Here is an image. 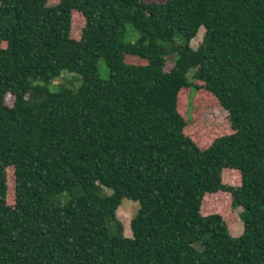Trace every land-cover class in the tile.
Wrapping results in <instances>:
<instances>
[{"label":"trees","instance_id":"trees-1","mask_svg":"<svg viewBox=\"0 0 264 264\" xmlns=\"http://www.w3.org/2000/svg\"><path fill=\"white\" fill-rule=\"evenodd\" d=\"M0 264H264V0H0Z\"/></svg>","mask_w":264,"mask_h":264},{"label":"rangeland","instance_id":"rangeland-1","mask_svg":"<svg viewBox=\"0 0 264 264\" xmlns=\"http://www.w3.org/2000/svg\"><path fill=\"white\" fill-rule=\"evenodd\" d=\"M146 1H152V0H146ZM160 2H165L166 0H156ZM205 28L201 27L198 34L192 39L191 45L196 48L200 42V40L203 37ZM100 69L101 74L103 77L107 75V69L104 65V61H100ZM174 64V60L170 59L167 61L166 69H170ZM72 74H67V79H72ZM66 80V79H64ZM58 82V80H56ZM74 84L78 85L80 84V80L74 79ZM228 115V111L224 108L220 107H211L203 116V120L208 123H215L220 124L221 121ZM83 190L81 189V186H77L74 188V190L71 192H65L61 194H56L52 196L51 201L59 202L61 204H65L71 196H80L82 194ZM111 190L107 187L103 186V189L101 190V195L106 196L108 193H110ZM140 207V203L138 201L130 200L129 198H124L122 204L117 210L118 218L123 222L125 234L128 236L132 235L131 231V219L132 217L137 213L138 209ZM242 212H244L243 206L235 207L234 214L236 217V221H234L230 226V232L234 236L240 235L244 230V222L242 219Z\"/></svg>","mask_w":264,"mask_h":264}]
</instances>
